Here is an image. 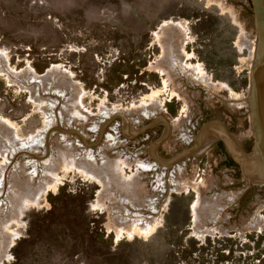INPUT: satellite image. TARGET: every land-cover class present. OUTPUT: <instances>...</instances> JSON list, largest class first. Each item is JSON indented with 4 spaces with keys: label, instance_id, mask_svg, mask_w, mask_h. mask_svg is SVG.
Masks as SVG:
<instances>
[{
    "label": "rangeland",
    "instance_id": "1",
    "mask_svg": "<svg viewBox=\"0 0 264 264\" xmlns=\"http://www.w3.org/2000/svg\"><path fill=\"white\" fill-rule=\"evenodd\" d=\"M254 37L251 0H0V264H264V187L245 180L223 140L170 168L150 157L170 161L211 122L252 153L244 102L251 58L242 41ZM30 77L48 81L47 90ZM63 87L64 96L52 91ZM169 95L179 101L163 105ZM48 97L57 100L55 129L30 154L11 153L7 140L43 130ZM121 110L126 119L115 116ZM210 130L220 135L205 129L202 145L214 139L204 142ZM50 156L58 161L45 190L32 173L40 176ZM74 158L121 169L124 195L122 179L133 177L126 196L136 206L119 207ZM29 182L31 191L11 197L13 183ZM202 199L203 208L216 201L218 217L205 222ZM111 205L122 212L111 215ZM123 212L156 217L157 227L119 230Z\"/></svg>",
    "mask_w": 264,
    "mask_h": 264
},
{
    "label": "bare ground",
    "instance_id": "2",
    "mask_svg": "<svg viewBox=\"0 0 264 264\" xmlns=\"http://www.w3.org/2000/svg\"><path fill=\"white\" fill-rule=\"evenodd\" d=\"M170 41L168 42V43H170V44H168V48L173 44V42H172V44H171V38L169 39ZM245 40V41H244ZM244 42L242 41V44L244 45V47H246L248 50H249V52H250V58H251V60L253 59V55H254V41H250L249 39H245L244 38ZM167 42V41H166ZM174 46V45H173ZM166 47V46H165ZM172 47V46H171ZM173 49H168V52H167V55H166V60H169L170 61V55L171 56H174V53H175V51H172ZM1 60V59H0ZM176 60V59H175ZM171 61H173V60H171ZM170 63V62H169ZM172 63V62H171ZM3 65V64H2ZM166 65H167V67H168V64L166 63ZM171 65V64H170ZM0 66H1V64H0ZM172 66V65H171ZM3 67H4V65H3ZM169 68V67H168ZM171 68V67H170ZM185 69H187V70H192L193 71V76H196V77H198V79H205V78H203L204 77V73L202 72V70L201 69H199L200 67H192V66H186L185 65V67H184ZM2 69V68H1ZM10 72V71H9ZM31 78V79H30ZM29 79H30V82H32V84H34L35 83V85L38 87V88H44L45 90H47V86L46 85H48V84H46V83H48V81H46L44 78H42V79H40V80H37V78H33V77H30ZM49 78V77H48ZM196 79V78H195ZM197 79V80H198ZM56 80V79H55ZM208 81V78H206V82ZM56 82V81H55ZM205 82V81H204ZM205 82V83H206ZM41 86V87H40ZM46 86V87H45ZM212 86V85H211ZM52 87V86H51ZM54 90V93L56 94V95H58L59 97L60 96H64V93L65 92H67V90L68 89H65L64 87L62 88V89H60V90H57V89H55V88H52V91ZM41 94V93H40ZM40 97H42V96H40ZM39 97V98H40ZM43 98V97H42ZM57 99V98H56ZM232 99H235L236 100V97H233ZM46 100V102H45V105H46V110H47V112L45 113V117H46V119H45V125H44V128H43V130H41L39 133H36V135L35 136H33V137H31V138H29L28 140H26V141H19V140H17V139H15L16 141H14V139H13V141H10V140H7V143H8V145H10V147L11 148H9L10 149V151H12L11 153H13V154H16V153H26V154H30L31 152H33V151H35L36 149H38V148H40L41 146H42V144H43V142H44V138H45V136L46 135H48V133L50 132V130L51 129H55L54 128V126H56V124L58 123V120H57V117H56V113H54V108H56V104L55 103H57V100H55V101H53V99L52 98H50V97H48V98H46L45 99ZM238 101V100H237ZM240 104H244V102H241ZM134 109V108H133ZM144 110L142 111L143 113L146 111H148L149 110V107H146V108H143ZM138 110V109H137ZM124 111H126V112H124L125 114L127 113V112H129V111H127V110H124ZM132 111V110H131ZM136 111V110H135ZM121 112V113H120ZM137 112V111H136ZM109 113V112H108ZM114 113H115V116L116 115H121V116H123L124 118H125V116H124V114H123V111L121 110V111H114ZM129 114V113H128ZM111 115H113V114H111ZM82 116V115H81ZM111 117V116H110ZM122 117V118H123ZM109 118V117H108ZM126 119V118H125ZM113 120V119H112ZM69 124V123H68ZM124 124H126V122L124 123ZM127 126V125H126ZM210 128H216L218 131H219V134L220 135H214L215 133L213 132L212 133V131L210 130V131H208V132H206V136H205V140H204V142H207V140H208V138H209V136L210 137H213L214 139L213 140H215V139H217V137L218 138H223V139H226V138H224V136H223V134H222V132H221V130L218 128V127H210ZM57 129V128H56ZM131 130V129H130ZM129 131V130H128ZM205 131V130H204ZM204 131H202L201 132V134H199L198 136H197V138H200L201 139V135L204 133ZM216 137V138H215ZM196 138V146L197 147H205L209 142H211V141H213V140H209L208 141V143L207 144H204V145H202L201 144V141H199L198 139ZM8 139V138H7ZM1 140V139H0ZM2 141V140H1ZM5 141H6V139H5ZM226 143L228 144V147L230 148V150H231V152H232V154H234V156L239 160V162L241 161L242 163H244V158L241 156H238V152H237V150H236V148L235 147H232V144H231V142H228L227 141V139H226ZM5 145V144H4ZM7 149V148H6ZM63 153V152H62ZM68 153V152H67ZM64 154L65 153H63V156H62V159H64L65 158V156H64ZM70 155V154H69ZM54 156V155H53ZM59 156V155H58ZM78 156V155H77ZM60 157V156H59ZM71 157V156H70ZM73 157V156H72ZM91 157V156H90ZM55 158V157H54ZM53 157H51L50 156V158H48V159H45V160H43L44 161V166H43V169L41 170V174H40V176H39V173H38V169H36V168H34V170H33V176H37V177H40V181H42L43 182V178L46 180V182L47 183H45L46 184V187L44 188L45 190L46 189H50V188H52V186H51V184H49L48 183V178H51V179H54L51 175L53 174H49V169L51 168H53V167H55V165L57 164L56 162L58 161H56V158L54 159ZM79 158V157H78ZM93 158V157H92ZM8 159V158H7ZM241 159H243V160H241ZM71 160V159H70ZM73 160V159H72ZM89 160H87V161H85L84 159H80L79 161L78 160H76L75 158H74V164H76V165H74L75 167L77 166L78 167V169H79V171H81L82 173H84V174H86V175H88V176H91L92 178H95L98 182H100V184H102L103 186H105V187H107V190H109V192H111V193H113V197H115V199H116V202L118 203V206H119V204L120 205H123V207L125 208V206H126V204L127 205H131V206H136V203H134L131 199H129L128 198V196H126L127 194H129V193H131V190L134 188V179H133V177L132 178H130V179H126V178H123V176H122V180H123V192H125V195L121 192V191H119V189L118 188H116L117 186H116V182H117V180H116V175L118 176V175H120L121 174V169H119V168H116L114 165H112L111 166V168H112V171H113V173L112 172H110V171H107L106 169H108V163H106V162H104V161H102L103 163L102 164H104V165H102V164H98V165H96V166H92V164L91 163H87ZM93 161V160H92ZM246 161V160H245ZM101 163V162H100ZM34 166V165H33ZM71 167V166H70ZM73 167V166H72ZM74 167V168H75ZM139 167L141 168V170H144V169H147L148 170V167L149 166H144L143 164H139ZM46 168H48L47 169V171H45V169ZM2 169V168H1ZM0 169V170H1ZM150 169V168H149ZM4 169H2V173L0 174V197H2V195H4L3 193H5V173H4ZM242 171H243V176H244V178H246L245 180L246 181H248V182H254V183H259V181H262V175H261V173H260V171H259V169H254V168H251V166L249 165H244L243 166V168H242ZM52 172H54L53 170H52ZM31 174V175H32ZM104 174H107V175H104ZM141 174V173H140ZM30 175V176H31ZM43 177V178H42ZM33 178H31V181L33 182V180H32ZM28 181H30V178H28L27 179ZM26 180V181H27ZM32 182H29L28 183V185H25L24 183L23 184H18L17 185V183H13V186L11 187V190H10V193L9 194H11V192H12V196L11 197H16L17 198V195L18 194H21V193H26L27 191H31L32 189H33V185L31 186L30 184L32 183ZM38 182V181H37ZM34 183V182H33ZM40 183V182H39ZM37 184V183H36ZM41 184V183H40ZM37 186H38V184H37ZM37 186H35V187H37ZM36 190H37V188H36ZM39 190V189H38ZM113 191V192H112ZM104 192V191H103ZM40 193V192H39ZM30 194V193H29ZM16 195V196H15ZM102 199V198H101ZM10 200H14V199H10ZM14 201H16V200H14ZM25 201H26V199H25ZM28 201V200H27ZM26 201V202H27ZM204 201H207V200H204V199H202V201H201V203H200V209L201 210H205L204 211V219H205V222H206V220L208 219L207 217H209V220H212V219H214L215 217H218V215H217V203H216V201H215V203H213L212 205H211V207L209 206V208H208V206L206 205L205 206V208H203V202ZM1 202V201H0ZM2 203V202H1ZM5 203V202H4ZM28 203V202H27ZM123 203V204H122ZM209 203H211V202H209ZM11 204H13V203H10V204H7L6 205V209L9 207V205H10V212H13V215H15V211L13 210V208H12V205ZM14 204H16V203H14ZM100 204V203H99ZM199 204V203H198ZM106 205V204H105ZM195 205V204H194ZM197 205V204H196ZM202 206V207H201ZM120 207V206H119ZM194 207V206H193ZM198 207V206H197ZM106 208V207H105ZM196 208V207H195ZM110 209V211H109V213L111 214V215H115V213H117V216H118V212H122V210L123 209H121V208H119L118 210H116V208L114 207V206H110L109 208H106V210H109ZM126 209V208H125ZM194 209V208H193ZM199 209V208H198ZM200 209H199V211H200ZM118 211V212H117ZM206 211H207V213H206ZM196 213V212H195ZM121 214V213H120ZM119 214V215H120ZM123 216H120V217H122V221H121V224H119V230L121 229H123V228H125V226H126V228L128 229V227L130 226L131 227V229L132 230H134L133 232H135V233H137L138 231V233H147V232H150V231H152V230H154V228L155 227H157L156 225H157V223H158V219L155 217V218H150V219H146V218H143L141 215H134V216H128V215H126L125 216V212H123ZM197 214L199 215V212H197ZM196 215V214H195ZM194 216V215H193ZM3 217V216H2ZM198 218V217H197ZM200 220H202V219H200ZM111 221V220H110ZM113 226V225H112ZM137 230V231H136ZM207 230V229H206ZM1 241H4V237L2 236V233H1V230H0V246H1V248H3V245H4V243H2Z\"/></svg>",
    "mask_w": 264,
    "mask_h": 264
},
{
    "label": "water",
    "instance_id": "3",
    "mask_svg": "<svg viewBox=\"0 0 264 264\" xmlns=\"http://www.w3.org/2000/svg\"><path fill=\"white\" fill-rule=\"evenodd\" d=\"M251 5L255 17V37L253 39L254 55L253 59L250 61L249 89L247 98L244 102L248 114L250 134L253 137L252 153L246 154L238 138L230 133L223 124L219 122H211L199 130L193 139V145L188 150L175 156L173 159H170V161L160 160L155 157L154 154H150L151 156H149L158 164V166L170 168L174 164L204 151V149L216 139L209 142L205 147H197L196 138L202 131L212 127L211 124H215L221 130L224 138H226L228 142H231L232 147L236 148L238 156H242L246 160H244V163L241 161L239 162L240 159L238 160L234 154H232L226 143V139L217 138L224 141L229 155L235 163H237L241 171L244 165H250L251 168L259 169L263 179L257 184L264 187V0H251Z\"/></svg>",
    "mask_w": 264,
    "mask_h": 264
},
{
    "label": "built area",
    "instance_id": "4",
    "mask_svg": "<svg viewBox=\"0 0 264 264\" xmlns=\"http://www.w3.org/2000/svg\"><path fill=\"white\" fill-rule=\"evenodd\" d=\"M167 88V87H166ZM166 88L164 89V90H166ZM172 95H169V99H166L165 101H163L162 100V103H163V105H164V103H166V102H170L171 100H173V99H176V100H178L179 101V98L177 97V96H172ZM183 139V138H182ZM184 140H186V139H184ZM187 141H185V143H186ZM154 161V160H153ZM154 163L156 164V165H158L155 161H154ZM131 169V168H130ZM132 170V169H131ZM135 170H137L136 169V167H135V169H134V171ZM142 171H144V172H146V171H148V170H142ZM129 174H131V171L129 172ZM128 174V175H129ZM127 176V175H126Z\"/></svg>",
    "mask_w": 264,
    "mask_h": 264
},
{
    "label": "flooded vegetation",
    "instance_id": "5",
    "mask_svg": "<svg viewBox=\"0 0 264 264\" xmlns=\"http://www.w3.org/2000/svg\"><path fill=\"white\" fill-rule=\"evenodd\" d=\"M220 143V142H219ZM221 144V143H220ZM217 146H216V148H217V150H218V152H223L224 151V148H223V145L222 146H220V145H218V144H216ZM226 162H228V160L226 161ZM227 164H229V162L227 163Z\"/></svg>",
    "mask_w": 264,
    "mask_h": 264
},
{
    "label": "trees",
    "instance_id": "6",
    "mask_svg": "<svg viewBox=\"0 0 264 264\" xmlns=\"http://www.w3.org/2000/svg\"><path fill=\"white\" fill-rule=\"evenodd\" d=\"M253 9V8H252ZM218 145L222 146L220 143H218ZM230 160V159H229ZM232 163V161L230 160L229 164Z\"/></svg>",
    "mask_w": 264,
    "mask_h": 264
}]
</instances>
